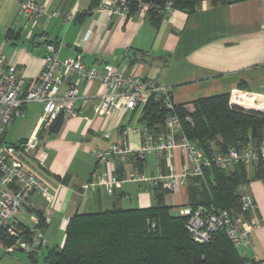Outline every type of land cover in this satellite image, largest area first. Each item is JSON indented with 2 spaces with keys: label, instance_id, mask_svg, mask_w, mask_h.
<instances>
[{
  "label": "crops",
  "instance_id": "1",
  "mask_svg": "<svg viewBox=\"0 0 264 264\" xmlns=\"http://www.w3.org/2000/svg\"><path fill=\"white\" fill-rule=\"evenodd\" d=\"M25 1L0 0V53L15 66L26 85L42 68L44 29L50 38L61 42L60 57L79 56L85 65L98 70L110 64L125 74L153 79L171 88L174 105L232 93L264 99V0H230L218 5L205 0L192 12L162 11L158 23L138 11L126 14L115 12L114 7L101 8V0H32L43 7L44 13L29 18L22 8ZM51 12L59 16L50 17ZM66 12L72 13L70 20L64 19ZM62 72L70 75L66 70ZM107 91L100 82H80L75 105L78 115L62 120L55 132L42 120V105L28 103L23 115L13 119L4 134V144L13 147L53 195L47 200L34 192V209L24 208L17 217L28 230L26 236H30L29 230L40 227L48 247L62 246L65 226L73 213H89V208L110 209L114 204L120 206L127 195L130 197L123 184L133 182L119 183L111 194L89 184L98 172L111 169L97 162L94 151L117 143L136 148L141 143L142 108L125 110L123 101L117 100L112 111L96 113L94 107ZM133 127L138 131L133 132ZM125 129L128 131L123 141L121 131ZM32 136L37 141L29 148ZM40 151L47 153L45 160L38 159ZM147 157L139 168L144 173L154 172L157 163L163 164L153 156L151 161ZM172 161L178 170L183 163L178 150H174ZM124 167V157L118 154L113 170L123 173ZM133 184L136 198L144 203L137 208L153 205L154 190ZM244 187L256 205L254 215L260 226L237 250L248 261L259 260L264 257V179L252 180ZM166 193L164 202L176 215L187 203L186 186L178 193ZM37 210L44 216L43 225Z\"/></svg>",
  "mask_w": 264,
  "mask_h": 264
},
{
  "label": "built area",
  "instance_id": "2",
  "mask_svg": "<svg viewBox=\"0 0 264 264\" xmlns=\"http://www.w3.org/2000/svg\"><path fill=\"white\" fill-rule=\"evenodd\" d=\"M171 2L172 0H165L163 7L166 14L173 10ZM100 6L109 10L114 7L115 12L128 13L126 0H101ZM152 6L158 7L152 3L137 1V11L141 15H145ZM22 8L29 18H37L44 13L43 7L32 0L23 2ZM49 16L57 17L59 13L51 12ZM63 17L70 20L72 13L66 12ZM41 35L45 48L42 68L38 76L27 85L16 74L15 66L0 53V249L6 253H12L16 248L27 254L37 253L48 247L40 227L29 230L30 236H26L28 230L20 224L17 217L24 208L34 209L31 199L34 192L43 194L47 200L53 197L45 190L36 172L26 161L13 147L4 144L3 137L7 127L13 119L23 115L26 104L33 102L42 105L41 117L48 124L58 118L66 120L77 116L75 105L79 98L80 82L97 81L108 89L100 95L99 102L94 107L98 115L112 111L117 100L123 101L125 110L142 108L153 94L158 95L164 107L170 110L165 120V134L155 136L143 126L141 143L136 148L117 143L105 150L93 152L98 163L109 165L111 169L98 172L89 184L102 187L108 194L121 182L144 184L148 189L159 188L178 193L192 178H204L205 167L214 165L220 169H229L235 164L248 165L264 160V139L255 146L247 145L206 154L195 140L182 131L180 118L174 112L175 105L171 100L169 86L153 79L125 74L110 64L98 70L85 65L79 56L60 57L61 42L50 38L44 29L41 30ZM84 38H87V34ZM63 70L70 75L63 73ZM229 105L264 114V99L254 98L248 93L230 94ZM131 130L138 131L134 127ZM127 131H121L123 141ZM35 141L36 136H32L28 147L33 148ZM174 150H178L183 158L178 170L172 161ZM118 154L124 157L125 164L121 178L113 170ZM148 155H152L157 162L163 161L162 165L157 163V168L152 173H144L136 165L138 160L145 161ZM37 156L42 161L47 158V153L40 151ZM238 202L243 210L250 212L249 217L242 214L232 216L226 209L214 205L192 207L187 203L179 207L178 213L187 217L185 228L194 241L208 242L215 232L223 231L237 249L247 244L252 232L260 226L254 215L256 205L244 186L239 188ZM6 235L15 238L12 245H4L3 238Z\"/></svg>",
  "mask_w": 264,
  "mask_h": 264
},
{
  "label": "trees",
  "instance_id": "3",
  "mask_svg": "<svg viewBox=\"0 0 264 264\" xmlns=\"http://www.w3.org/2000/svg\"><path fill=\"white\" fill-rule=\"evenodd\" d=\"M126 1L128 14L137 11L138 0ZM141 1L158 6H152L145 13L153 23H158L164 12L165 0ZM202 1L205 0H172L171 7L192 12ZM207 1L211 5L230 2ZM174 112L180 118L182 131L208 155L214 151L225 152L229 148L255 146L264 136V114L230 106L229 94L211 95L175 105ZM169 113L161 98L153 94L142 107L139 121L155 136L165 134V120ZM61 124V118L54 120L50 131H57ZM142 163L138 160L137 167L141 168ZM203 172L204 178L195 177L188 182L187 204L192 207L214 205L226 209L232 216H250V212L243 210L238 202L239 188L264 176V160H258L251 172L240 163L229 169L211 165ZM116 174L121 177L122 170L118 169ZM153 190L154 204L148 207L122 208L114 204L110 209L73 213L65 226L62 246L47 247L40 252L43 263L264 264V257L250 261L242 257L223 231L215 232L208 242L194 241L185 228L187 217L171 214L172 206L164 202L168 191ZM37 214L43 225V214L38 210ZM14 241L11 236L3 238L7 246ZM40 253H28L25 264H38Z\"/></svg>",
  "mask_w": 264,
  "mask_h": 264
},
{
  "label": "rangeland",
  "instance_id": "4",
  "mask_svg": "<svg viewBox=\"0 0 264 264\" xmlns=\"http://www.w3.org/2000/svg\"><path fill=\"white\" fill-rule=\"evenodd\" d=\"M9 140H12V139L11 138H7V141H9ZM147 159H149V161H151L152 160V155H148ZM255 164H256V162H252V163H250V164H248L246 166H247V168H249L250 166H255ZM260 179H264V178H260ZM123 186L126 187L125 191H127V193L130 194V197L127 198V196H129V195H127L125 198H123V200H122V202L120 204V206L122 208L123 207L124 208H137V207H140V206L144 205V203L139 202L138 199L136 198V189H135L133 183L132 184L131 183L123 184ZM149 194L153 198V193L150 192ZM166 195H169V194L166 193ZM168 197H173V196L169 195ZM151 204H153V201L151 202ZM97 210L98 209H91V208L88 209L89 212L90 211H97ZM175 212L176 211H172V213H175ZM44 250L45 249H42L41 251H44ZM38 258H39L38 264H43L41 262V253L38 254ZM26 261H27V253L22 251V250H20L19 248H16L12 253H6L4 250L0 249V264H23Z\"/></svg>",
  "mask_w": 264,
  "mask_h": 264
}]
</instances>
